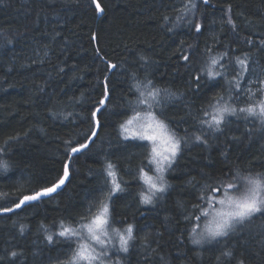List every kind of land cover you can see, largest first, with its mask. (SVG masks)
<instances>
[{
  "label": "trees",
  "instance_id": "trees-1",
  "mask_svg": "<svg viewBox=\"0 0 264 264\" xmlns=\"http://www.w3.org/2000/svg\"><path fill=\"white\" fill-rule=\"evenodd\" d=\"M196 2L189 13L180 10L189 0H97L103 9L98 17L91 0H0V161L8 166L0 168V204L57 183L70 147L86 143L94 131L92 111L106 85L111 97L98 113L101 127L94 143L70 160L63 189L8 214L10 219L0 216V264H63L67 246L58 236L53 243L46 236L58 231L61 220L79 219L102 198L106 160L117 165L124 189L113 196L115 226L122 230L132 224L135 236L128 253L109 251L110 263L264 264V218L220 243L200 245L192 243L191 224L197 222L183 218L204 184L212 186L237 168L244 175L264 172L259 121L227 119L221 132L207 131L199 120L218 96L227 99L229 86L223 77L196 79L210 56L224 52L225 67L215 70L225 71L233 85L241 71L236 57L247 58L248 71H264V0ZM105 61L117 68L109 69ZM133 71L141 80L150 77L161 94L167 89L180 97L163 101V118L183 139L167 175L169 187L154 207L140 202L143 185L132 178L142 160L147 164L145 150L119 134L125 119L120 114L132 98ZM232 103L244 107L248 99ZM202 132L206 143L195 140ZM227 251L231 257L223 255Z\"/></svg>",
  "mask_w": 264,
  "mask_h": 264
},
{
  "label": "snow or ice",
  "instance_id": "snow-or-ice-1",
  "mask_svg": "<svg viewBox=\"0 0 264 264\" xmlns=\"http://www.w3.org/2000/svg\"><path fill=\"white\" fill-rule=\"evenodd\" d=\"M96 6L97 13H102L101 5L97 0H91ZM209 0H204V4H208ZM198 7L196 0H189L188 4H184L182 12H193ZM183 15L177 19L182 20ZM168 18L165 17V22ZM232 24L231 18L228 20ZM235 27V25H233ZM197 32L201 31V25L195 24ZM171 30V29H170ZM93 39H96L94 36ZM99 55V53H98ZM227 52L217 56H210V63L201 69L199 75L196 76L197 81L203 75H207L210 80L217 77H223L228 84L229 95L227 99L224 96H218L215 104H210L212 109L209 112L204 110L205 119H200L199 123L206 126L213 133L221 132V125L227 123L228 116H234L237 119L243 118L248 120H258L261 127L264 128V98H260L258 93L264 94V80H260L259 87L243 88L241 81L246 79L244 73L248 71L247 58L241 59L236 57V63L241 67V71L237 73L235 84L227 79L225 71L215 70L217 66L223 69L225 66L220 63ZM101 59H105L101 57ZM141 59H144L141 57ZM185 60L189 58L184 57ZM108 63L107 61H105ZM147 63V61H145ZM109 69L117 68V65L108 63ZM108 80V77H105ZM249 84L257 83L255 78L248 80ZM236 92H232V88ZM128 91L132 98L128 100L126 110L120 115L125 117L119 124L120 136L126 141H137L139 147L145 150L143 159L147 160V164L141 161L137 170L138 174L133 175V179L143 185L140 192V202L148 205L153 202V198L157 193H164L169 185L165 179V173L172 168L176 162L178 154L181 151L182 137L171 126L170 121L163 118V108L165 104L161 98L162 90L158 88L153 80L147 75L143 80L140 79L138 72L133 71L128 80ZM166 94L163 99H179L174 93L164 89ZM241 92L248 93V103L244 107H238L232 101H239ZM110 90L107 85L103 98L99 101V106L92 111V118L95 121V127H101L98 113H102L110 102ZM240 114H244L242 117ZM98 135L97 131H92L91 136H86V140L94 143L93 137ZM196 135L197 142H207V138ZM71 145V142H68ZM89 144L79 143L78 146H71L70 151L73 154L80 153L83 149H87ZM150 149V150H149ZM69 156V159H72ZM7 164L0 161V168L7 170ZM104 184L99 189L101 199L93 200L89 204L85 212L79 214V219L68 217L67 221L61 220L58 225V231L46 236L49 243H53V236L61 238L58 242L67 246V258L63 264H110L109 251L128 253L131 247L130 241L135 239L134 226L128 224L122 230L115 225L117 221L113 215L112 202L113 195L119 191H123L122 177L119 175L117 165L106 160L104 167ZM69 175V165L65 164L64 176L51 187H46L41 191L30 194H24L18 202L12 201L11 205L0 204V216L10 219L8 214H16L17 209L31 205V202L41 200L43 197L54 193L62 185ZM189 183H192L189 181ZM111 184V188L108 185ZM106 193V197H105ZM198 200L192 205V211L184 215V220L191 222L195 220L196 224H191V233L195 234L192 240L193 244L200 245L202 242L220 243L222 238L228 237L241 230L248 223L256 218H264V172L255 174H242L237 168L234 172L228 171L222 178L214 182L210 186L207 183L199 188ZM203 223L204 227L198 232L197 227ZM41 227H45L43 224ZM47 232V228H45ZM23 234V226L21 227ZM118 239L119 248H115V242ZM18 254L12 252L11 256L16 257ZM224 256L231 257L230 251L224 252ZM119 264V260L117 261Z\"/></svg>",
  "mask_w": 264,
  "mask_h": 264
},
{
  "label": "rangeland",
  "instance_id": "rangeland-1",
  "mask_svg": "<svg viewBox=\"0 0 264 264\" xmlns=\"http://www.w3.org/2000/svg\"><path fill=\"white\" fill-rule=\"evenodd\" d=\"M244 75H245V77H246V79H244V80H242L241 82H243L242 83V87L243 88H252V89H255V88H257V87H259V86H254V85H257V84H259L258 82L260 81V80H264V71L263 70H261L260 68H258V69H256V68H253L252 67V69H251V72H250V70L249 71H247V72H245L244 73ZM252 78H255L256 79V81H257V83H252V84H249L248 83V80L249 79H252ZM239 95H240V97L241 96H246L247 97V99H248V93L247 92H241V93H239ZM258 96H260V98H264V94H261V93H258ZM165 97V95L164 94H161V98H162V100L164 101V98ZM249 102V101H248ZM238 107H240V106H238ZM211 109V108H210ZM212 111V109L209 111V112H211ZM241 115V117L244 115V114H240ZM226 119H228V120H230V119H237L236 117H234V116H228ZM203 128L204 129H206L207 131H209V132H211V130L210 129H208L206 126H203ZM119 134H120V130H119ZM122 138V137H121ZM150 150V149H149ZM174 165V164H173ZM171 169H169L166 173H165V179H167V175H168V172L170 171ZM118 193V192H117ZM117 193H115L114 195H116ZM165 193V192H164ZM164 193H157L156 194V197L157 196H162ZM113 195V196H114ZM105 197H106V193H105ZM155 197V198H156ZM155 198H153V202L151 203V204H149V206H152V207H154L155 206ZM204 227V226H203ZM202 227V228H203ZM201 228V229H202ZM117 241H118V239H116V242H115V248H116V244H117ZM115 251V250H114ZM116 252V251H115ZM109 257H110V261L113 259V257H114V255H113V253L112 252H109ZM110 264H112V263H110Z\"/></svg>",
  "mask_w": 264,
  "mask_h": 264
},
{
  "label": "water",
  "instance_id": "water-1",
  "mask_svg": "<svg viewBox=\"0 0 264 264\" xmlns=\"http://www.w3.org/2000/svg\"><path fill=\"white\" fill-rule=\"evenodd\" d=\"M94 5H95V4H94ZM95 8H96V6H95ZM102 14H103V11H102V13H98V17H100ZM98 129H99V128H96V127H95L94 131H97V132H98ZM92 139L94 140L95 137H93ZM86 143L90 145V144L92 143V141H91V140H87ZM83 150H85V149H83ZM83 150H82V151H83ZM82 151H81V152H82ZM78 154H79V153H78ZM75 155H77V154H73V153L70 152V155H69V156H72V157H73V156H75ZM70 160H71V159H68L67 162H66V164L69 165ZM63 176H64V173H63ZM63 176H62V177H63ZM68 179H69V175H68V177L65 179V184H64V185H62L59 189H57L56 192L51 193V194H49V196H47V197H43L42 199H45V198H48V197H51V196L57 194V193H58L60 190H62L63 187L66 185ZM31 203H32V202H31ZM22 208H23V207H22ZM17 210H19V209H17ZM17 210H16V211H17Z\"/></svg>",
  "mask_w": 264,
  "mask_h": 264
},
{
  "label": "bare ground",
  "instance_id": "bare-ground-1",
  "mask_svg": "<svg viewBox=\"0 0 264 264\" xmlns=\"http://www.w3.org/2000/svg\"><path fill=\"white\" fill-rule=\"evenodd\" d=\"M112 70V69H111ZM94 123H95V121H94Z\"/></svg>",
  "mask_w": 264,
  "mask_h": 264
}]
</instances>
